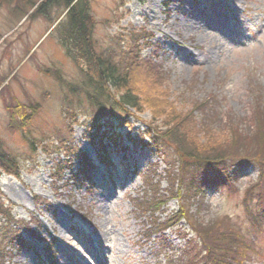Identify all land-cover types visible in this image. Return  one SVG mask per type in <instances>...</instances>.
Here are the masks:
<instances>
[{
  "label": "rangeland",
  "instance_id": "1",
  "mask_svg": "<svg viewBox=\"0 0 264 264\" xmlns=\"http://www.w3.org/2000/svg\"><path fill=\"white\" fill-rule=\"evenodd\" d=\"M87 5L96 21L92 39L98 53L119 52L125 39L150 36L151 45L140 53L147 62L132 71L133 86L142 97V121L127 116L93 85L80 69L83 63L61 44L64 26L59 22L65 20V8L32 17L26 9L22 18L13 5L1 6L0 150L4 146L21 166L18 177L0 175L1 193L6 206L14 205L16 218L54 240V264H169L153 235L166 232V218L176 202L168 201L153 214L141 204L152 180L166 188V161L173 153L167 156L154 146L146 132L181 133L188 122L182 112L199 120L201 110L219 106L223 110L215 116L223 123L216 127L217 118L207 111L210 121L201 119V142L227 151L229 158L253 147L254 154H264V110L256 104L259 97L264 102V0H87ZM137 47L133 42L131 48ZM148 61L165 74L160 87L143 77L152 68ZM10 93L35 108L27 134L26 124L14 126L25 112L17 111L15 118L9 114L14 105ZM196 100L203 101L198 110ZM174 108L180 114L171 120L169 110ZM119 118L131 126L120 125ZM249 132L256 136L253 140L247 138ZM106 137L117 139L111 141L113 147ZM64 140L91 160L89 180L79 181L76 159L63 179L53 175L54 162L65 157ZM234 173L237 194L200 187L207 199L205 222L224 215L244 221L243 189L256 183L259 173L246 163L226 175ZM36 197L41 201L35 203ZM21 234L32 247L16 253V246H10L7 264H46L38 258L47 254L45 242ZM165 238L166 248L177 250L183 243L171 231ZM257 242L264 250L261 236ZM253 264L264 262L255 258Z\"/></svg>",
  "mask_w": 264,
  "mask_h": 264
},
{
  "label": "trees",
  "instance_id": "2",
  "mask_svg": "<svg viewBox=\"0 0 264 264\" xmlns=\"http://www.w3.org/2000/svg\"><path fill=\"white\" fill-rule=\"evenodd\" d=\"M3 5H13L15 7L13 11H20L22 18L26 17L29 9L32 11L30 14L32 17L34 15H47V10L52 8L57 10L65 8L66 11L63 15L65 20L59 22L60 25L64 26V33L60 37L61 44L72 58L78 60V63H83L80 65V69L93 85L102 90L107 97L113 99L127 116L142 121L140 115L143 102L140 90L133 86L132 71L137 69V66L147 62L140 56V53L145 46L151 45L150 36L142 37L136 41L131 37L125 39L120 42L122 44L119 45V52L110 49L107 52L98 53L92 39L95 19L89 12L87 0H0V7ZM141 40L142 43L139 45ZM133 42L138 46L134 50L131 48ZM149 63L152 68L148 67L143 77L150 80L151 86L155 84L160 87L164 84L163 76L165 74L161 72L160 65L156 66L152 62ZM58 80L62 82L60 77ZM68 89L71 90L72 87L69 86ZM116 92H120L118 101ZM13 101L14 105L9 106L8 109L13 118H15L17 111L25 112L23 117L14 120V126L20 124L23 127L26 124L24 129L28 128L32 122L33 109H35L33 104L25 105L16 99ZM194 103L198 104L194 105ZM194 103L195 107L198 105L196 107L198 110L203 101L196 100ZM256 104L264 110V102H261L260 97L256 99ZM91 106L94 110L97 108L93 103ZM207 109L211 118H217V120L215 119V126H220L219 123L223 122H221L220 117L215 115H218L223 109H220L219 106L217 108L215 106L207 107ZM176 110L175 108L169 110L171 120L176 116L175 114L178 112ZM207 111L201 110L199 120L192 119L190 112L186 114L182 112L181 116L186 117L188 122L182 124L181 133H177L176 130L160 133L151 129L149 131L148 128L146 133L151 143L158 149L163 148L167 152V156L168 152H172L173 157L170 159L165 156L170 159V161H166L167 171L164 176L166 188H161L159 180H152L145 191L146 193L149 190L150 194L142 201L141 208L143 211H150L153 214L157 211L160 212L168 201L176 200L178 209L166 218V228L185 220L190 230L198 237L197 243H192V239L188 240V245L181 251L177 264H244V261L249 258L253 251V243L237 229L229 217L224 216L205 222L204 213L207 206L205 194L200 190V185L203 182H212L232 190L234 189L232 188V177L226 175V172L236 165H243L244 163L256 166L259 177L256 183L249 185L245 190L243 206L250 222L254 226L260 225L264 223V154H254L256 150L252 146L254 141L250 145L253 149H244L237 157L230 156V158L227 151L212 149V146H206L202 143L198 136H201L200 128H203L205 122L201 119L210 121L205 116ZM178 113L180 114V112ZM74 120L76 124L79 122L76 117ZM119 121L122 126H131L127 121L122 122L121 118ZM252 137L253 135L249 132L247 138L252 139ZM255 137L254 135L253 138ZM114 138L107 139L116 143L117 139ZM238 138L240 139L238 136L234 140ZM118 139H121L120 136ZM246 140H240L239 143ZM61 147L65 157L57 158V161L54 162L53 175L63 179V172L71 169V161L77 159L81 173L79 181L83 183L88 180L94 168L91 160L72 142L61 141ZM104 152L106 153V151ZM3 172L18 177L20 166L17 158L10 156L4 150H0V173ZM222 174L224 175L221 176ZM234 192L235 190H232L231 193ZM21 229L40 239V236L31 230L28 223L23 220L18 221L12 216L11 208L5 207L0 191V264H7L6 259L12 255L10 246H16V253H18L21 247L26 245L27 242L20 233Z\"/></svg>",
  "mask_w": 264,
  "mask_h": 264
}]
</instances>
